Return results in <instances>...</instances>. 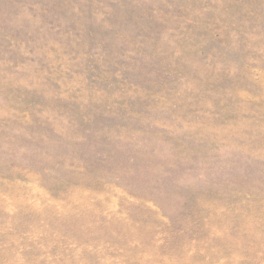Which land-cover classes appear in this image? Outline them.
Segmentation results:
<instances>
[{
	"label": "rangeland",
	"instance_id": "374dc122",
	"mask_svg": "<svg viewBox=\"0 0 264 264\" xmlns=\"http://www.w3.org/2000/svg\"><path fill=\"white\" fill-rule=\"evenodd\" d=\"M0 264H264V0H0Z\"/></svg>",
	"mask_w": 264,
	"mask_h": 264
}]
</instances>
